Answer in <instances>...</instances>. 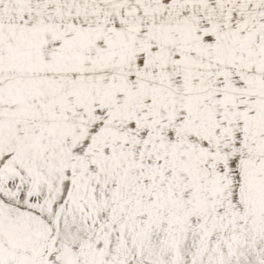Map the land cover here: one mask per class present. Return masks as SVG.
Here are the masks:
<instances>
[{"label":"rangeland","instance_id":"rangeland-1","mask_svg":"<svg viewBox=\"0 0 264 264\" xmlns=\"http://www.w3.org/2000/svg\"><path fill=\"white\" fill-rule=\"evenodd\" d=\"M224 1L0 0L1 256L84 264L42 197L102 264H264V0Z\"/></svg>","mask_w":264,"mask_h":264},{"label":"bare ground","instance_id":"bare-ground-1","mask_svg":"<svg viewBox=\"0 0 264 264\" xmlns=\"http://www.w3.org/2000/svg\"><path fill=\"white\" fill-rule=\"evenodd\" d=\"M205 1V0H204ZM206 1H208V0H206ZM143 2V1H142ZM229 2V1H228ZM228 2H227V4H228ZM126 3V2H125ZM128 3V2H127ZM146 3V2H145ZM221 3V2H220ZM223 3H226L224 0H223ZM238 3H239V1H238ZM203 4H205L204 2H203ZM207 4V3H206ZM205 4V5H206ZM212 4L213 3H211V5H210V8H211V6H212ZM192 5V4H191ZM225 5V4H224ZM228 5H230V4H228ZM248 5V4H247ZM251 5H252V3H251ZM244 6V5H243ZM250 6V5H249ZM202 7V6H201ZM206 7V6H205ZM203 8V7H202ZM209 8V9H210ZM257 8V7H256ZM248 9H249V7H248ZM212 10H213V8H212ZM210 11H211V9H210ZM237 11V10H236ZM232 13V12H231ZM229 14H230V12H229ZM228 14V15H229ZM233 14V13H232ZM231 16H233V15H231ZM231 16H230V18L229 19H231ZM236 16V15H235ZM228 18V17H227ZM212 25V24H211ZM222 25V24H221ZM5 28H6V26H5ZM12 28V27H11ZM18 30V29H17ZM248 45V44H247ZM251 46H253V44L251 45ZM255 49V48H254ZM253 49V50H254ZM243 51V50H242ZM241 55H239V57H240ZM258 58V57H257ZM126 60V59H125ZM124 63H125V61H124ZM123 63V64H124ZM247 65V64H246ZM255 66V65H254ZM262 83V82H261ZM142 88H144V87H142ZM147 90H145V92H146ZM43 95H45V93H42ZM41 94V95H42ZM2 129H5V127L4 128H2ZM2 129H0L1 131H3ZM8 128H6V130H7ZM8 130H10V129H8ZM16 130V129H15ZM14 130V131H15ZM0 131V132H1ZM17 132L19 131L18 129L16 130ZM16 131L14 132V133H16ZM4 132H6V131H4ZM13 133V131H12V134H14ZM8 137H9V134H6ZM18 135L20 136L21 134H19L18 133ZM2 136V135H1ZM10 136H11V134H10ZM17 136V135H16ZM255 136V135H254ZM253 136V137H254ZM2 138V137H1ZM10 138H12V137H10ZM14 138V137H13ZM17 138V137H16ZM29 138V137H28ZM255 138V137H254ZM12 141H13V139H11ZM28 140V139H27ZM0 141H1V139H0ZM9 141V140H8ZM12 141H9V142H11V143H13ZM15 141V140H14ZM16 141H17V139H16ZM16 141H15V144H16ZM19 141V140H18ZM20 141H21V139H20ZM25 141V140H24ZM23 141V143H24V145H25V142ZM7 142V141H6ZM8 142V143H9ZM27 142V141H26ZM31 142V141H30ZM18 143V142H17ZM15 144H13L12 145V147L11 148H13V146H14V150H15ZM30 144H32V143H28V146L30 145ZM8 146V145H7ZM21 146H23L22 144H21ZM30 146H32V145H30ZM9 147V146H8ZM33 147V146H32ZM31 147V148H32ZM1 148V147H0ZM11 148H8V150H10L11 151ZM19 148H20V146H19ZM19 148H18V150H19ZM3 150V149H2ZM13 150V149H12ZM26 150H27V148H26ZM28 151V154H31V152H29L30 151V149L29 150H27ZM27 151H25V152H27ZM1 152V151H0ZM17 152V151H16ZM22 152V151H21ZM261 152V151H260ZM260 152H257V154H260ZM10 153V152H9ZM14 153V152H13ZM17 154V153H16ZM27 154V155H28ZM264 154V153H263ZM262 155V154H261ZM19 156V155H18ZM26 156V155H25ZM34 156V155H33ZM26 157H28V156H26ZM21 160L23 159L22 157L20 158ZM33 159V158H32ZM31 159V160H32ZM69 167V166H68ZM56 174V173H55ZM54 175V174H53ZM263 180V179H262ZM21 183H23V182H21ZM260 184H261V181H260ZM22 186V185H21ZM25 186V185H24ZM21 190H22V188H21ZM41 191H39V193H40ZM175 192H176V190H175ZM4 195H2L1 197L3 198V201H5V202H8V203H11L12 205H14V206H17L16 205V203L17 202H19V201H21V199L20 198H17V197H14L13 199L12 198H8L7 197V194H5V198L3 197ZM172 196H173V194H172ZM38 198H40V200L43 202V204H44V207H40V209H42V210H44L45 212H43V214L42 215H46V218H44L45 220H47V222H52L53 224H54V227H53V233H51L50 234V241H52V246H53V248H52V252H59V255H60V253H62V252H64V251H68V252H71V251H73V252H77V254H76V258H75V262H76V259L77 260H83L82 261V263H84V264H102L101 263V260H100V258H98V256L96 257V255L94 254V253H96V251H97V249H98V246H95V249H94V251L91 249V250H88L87 249V246L89 247H91L92 245H93V240H89L88 242H86V240L85 239H83V233L85 232V231H88L89 230V233L91 234V236H94V237H97L98 238V243L100 242V241H102V240H107L108 241V244H109V247H111V243L113 242V240H115L116 238H114V236H111L112 235V233L111 234H109V232H106V228H107V224L103 221V220H101L100 218H97L96 216V224L94 225V224H92V225H94V226H92L91 224V228H90V226L88 227V225H87V222H86V220L83 218V220H80L79 222H77V221H68V220H70L69 218H68V220H67V217H68V212H67V208H66V205H63V209L61 210V212L59 213V215L57 216V217H55V218H51L50 216H52V211L53 210H49V211H47V210H45L46 208H45V206H51V205H49L50 203H49V201L51 200V199H49V200H46V199H42V197H38ZM169 200L168 201H170V198H168ZM173 199V198H172ZM52 202V201H51ZM58 202H59V199H58V201L56 200L55 202H52V203H56L55 204V206L58 204ZM54 205V204H53ZM80 206H82V205H80ZM57 207V206H56ZM84 207H86V206H83V208ZM87 207H89V206H87ZM80 208V207H79ZM83 208L81 209V212L83 211ZM49 209V208H48ZM85 209H87V208H85ZM90 209V208H89ZM13 210V209H12ZM87 211V210H86ZM90 211V210H89ZM71 212H74L73 210L71 211ZM78 212V211H77ZM84 213H85V210L83 211ZM83 212H82V214H83ZM88 212V211H87ZM93 211H90V213H92ZM96 212V211H95ZM94 212V213H95ZM55 213V212H54ZM75 213V215H76V212H74ZM79 213V212H78ZM100 213V212H99ZM101 213H102V211H101ZM100 213V214H101ZM115 213V212H114ZM0 214H5L3 211H2V209H1V207H0ZM9 214V213H8ZM100 214H97V215H100ZM102 215H103V213H102ZM71 216V215H70ZM69 216V217H70ZM79 216H80V214H79ZM90 216V215H89ZM91 216H92V214H91ZM101 216V215H100ZM53 217V216H52ZM82 217H84V216H82ZM81 217V218H82ZM77 218V217H76ZM79 218V217H78ZM92 218H94V217H92ZM91 218V219H92ZM112 218V217H111ZM86 219H87V217H86ZM89 219V218H88ZM87 219V220H88ZM105 219H106V217H105ZM114 221H116V218L114 217ZM84 220H85V222H84ZM90 220V219H89ZM95 221V220H94ZM112 222V221H111ZM111 222H109L108 223V225H113L114 223H111ZM117 222V221H116ZM90 223V222H89ZM118 223V222H117ZM116 223V224H117ZM76 224H78L79 226H80V229H79V231H75V230H73V226L74 225H76ZM115 224V226H117ZM119 225V224H118ZM1 227H3V231L5 232V230L6 229H11L9 226H1ZM113 227V226H112ZM116 229V228H115ZM105 231V234L103 233L102 234V232H104ZM123 232V233H122ZM94 234H99V235H94ZM121 246H123L122 247V251L123 252H125V254H130V252H133L132 251V249H129V247H128V242L130 241L129 240V235H128V231L127 230H122L121 231ZM11 235V234H10ZM6 236V235H5ZM48 238V239H49ZM96 238V239H97ZM131 238H132V236H131ZM130 238V239H131ZM95 239V240H96ZM118 239V238H117ZM136 239H138V241H139V235L136 237ZM144 239H145V237H144ZM6 240V239H5ZM85 240V241H84ZM141 240V239H140ZM80 241H82V242H80ZM144 241V240H143ZM146 241V240H145ZM151 241V240H150ZM132 242V241H131ZM136 242H137V240H136ZM141 242V241H140ZM158 242V241H157ZM0 243H1V245L3 246V245H6L5 243H3L1 240H0ZM7 243V242H6ZM81 244L82 245V251H76L74 248H75V245H77V244ZM148 243V242H147ZM156 242L154 241V244L152 245L150 242H149V244H151V246H154L155 245V247H157V245L155 244ZM123 244V245H122ZM140 244H142V243H140ZM146 244V243H145ZM145 244H143L144 246H145ZM148 244V245H149ZM157 244H159V243H157ZM147 245V244H146ZM130 246V245H129ZM140 246V245H139ZM159 246V245H158ZM134 247V246H133ZM141 247V246H140ZM143 247V246H142ZM159 247H161V244H160V246ZM5 248V247H4ZM7 248V247H6ZM10 248V247H9ZM2 249H3V247H2ZM147 248H139V250H140V252L141 251H143V250H146ZM7 250V249H6ZM5 250V251H6ZM32 249L30 248V250L28 249V251L27 252H25L24 254H20V253H18V254H15V253H13V251H10L9 252V249H8V252H5V253H3L2 255L3 256H1L0 255V260L1 261H4L5 262V264H35L36 263V261H37V258L35 257V256H37V255H39V253H33L32 251H31ZM111 250V249H110ZM149 250H150V247H149ZM160 251V250H159ZM21 252V251H20ZM144 252V251H143ZM142 252V253H143ZM66 253V252H65ZM99 253V252H98ZM110 253V252H109ZM157 252H155L154 254H156ZM134 254V253H133ZM123 255H124V253H123ZM102 256H103V254H102ZM131 256V255H130ZM105 257H106V254H105ZM127 257V256H126ZM132 257H133V255H132ZM135 258H136V256H135ZM139 258V257H138ZM137 259V258H136ZM216 259V258H215ZM41 260H43V258H41ZM44 260L45 261H47V260H49V259H45L44 258ZM124 260V259H123ZM129 260V259H128ZM180 260H181V258H180ZM197 260V259H196ZM108 261V260H107ZM177 261H179L178 259H177ZM182 261V260H181ZM186 261V260H185ZM185 261H183V262H185ZM216 261V260H215ZM61 262L63 263V264H68L69 262H72V260H71V256L70 255H65V258L62 260L61 259ZM78 262V261H77ZM129 262V261H128ZM110 263V262H109ZM124 263V262H123ZM178 263V262H177ZM182 263V262H181ZM180 263V261H179V264H181ZM210 263V262H209ZM214 263H216V262H214ZM213 263V264H214ZM49 264H56V262L54 261V262H51V263H49ZM72 264V263H71ZM77 264V263H76ZM128 264V263H127ZM176 264V263H175ZM184 264V263H183ZM197 264H199V263H197Z\"/></svg>","mask_w":264,"mask_h":264}]
</instances>
